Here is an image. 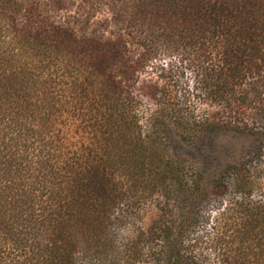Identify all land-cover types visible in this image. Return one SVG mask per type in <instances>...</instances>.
<instances>
[{"label": "trees", "instance_id": "trees-1", "mask_svg": "<svg viewBox=\"0 0 264 264\" xmlns=\"http://www.w3.org/2000/svg\"><path fill=\"white\" fill-rule=\"evenodd\" d=\"M66 2L0 0V42L20 70L0 67V264H207L184 236L208 198H232L212 228L217 263L264 264V0L71 1L109 9L97 34L48 21ZM43 85L55 91L44 100ZM66 96L97 136L87 174L37 125ZM220 133L249 153L206 180L189 152ZM163 199L170 210L151 209ZM124 212L152 218L120 249L100 233Z\"/></svg>", "mask_w": 264, "mask_h": 264}, {"label": "rangeland", "instance_id": "rangeland-1", "mask_svg": "<svg viewBox=\"0 0 264 264\" xmlns=\"http://www.w3.org/2000/svg\"><path fill=\"white\" fill-rule=\"evenodd\" d=\"M71 1L69 0V2H66V9L61 11L58 10V13L56 11L50 13L48 10L46 13L48 21L52 20L54 23H58L59 25H63L64 27H71L78 32H80L82 28H85L88 34L101 33V27L105 25V20L108 19L107 17H109V9L106 6H103L95 11L89 8L82 10L76 8L75 4L69 5ZM11 49L12 46L10 44H5L4 46L3 43L0 42V67L3 66V69L5 70L9 69L20 72L19 64H17L16 62L17 60H13L10 58V54L12 52ZM20 56L31 58L29 55L22 54ZM160 67L161 69H159V73L161 72L164 75L169 76V66L165 65L164 63V65ZM143 73L144 72L139 75V77H141L140 80L146 81V79L149 78L148 74ZM44 88L48 91L47 94L43 93ZM39 90L43 93L40 95L42 99L44 96L50 95V93L51 95L55 93L54 90H51L50 87H47L45 85L40 87ZM62 95L65 94L62 93ZM66 100L68 104L64 108H62L60 112L52 111V113H50L45 111L47 113L44 114L43 118H38L37 125L45 128H52V133L55 136H58V139H61L62 144L67 149L65 150L70 162L66 164H68L69 168L72 166L74 172L78 171V173L87 174L89 170L87 168L85 169L86 166L84 164L86 163V161H88L86 158L88 157V151L97 153V150L99 148L98 146H96L95 141V137L97 138V136L92 132L90 123L86 119V116H83V114H87V112L80 111L78 113L75 109H73V105H70V103L73 101L70 96H66ZM154 110V106H152V103H150L149 101H144V103L140 106V112L143 114L144 118L142 120V123L144 125H146V119H148L149 113ZM194 113L195 115H198L199 111L195 108ZM250 144L251 142L249 139L233 135L232 133H220L211 135L204 138V140L198 145L196 149L190 150L189 157L191 158L189 159L191 162L194 161L192 162L194 164V168H196L198 172L200 171L202 174L200 172L199 173L203 175L206 180H208L214 177L217 174V171L224 164L235 161L245 154L247 155L249 153ZM75 159L77 160L74 161ZM73 163L77 164L73 166ZM262 168L264 169L263 166ZM261 179L264 188V176H262ZM114 181L116 185L115 193L119 192L121 198L125 197L126 199V182L118 176L115 177ZM231 199L232 198H219L216 200L213 199L211 200V202L207 200L198 202L199 206L197 209L196 218L198 222L197 224H195V227L188 231L184 236L186 239H188L185 241V245L194 246L193 253L201 258L205 256L208 261L206 262L207 264H218L216 260L218 255L214 256V254H212L214 253V234L212 228L214 227V225H216L215 220L217 221V218L221 216L220 214L223 211L224 216L228 215V212L226 210L229 207V201ZM148 203L151 209L158 206L160 208H164V210H170V207L165 205L166 202L164 201V199L161 201V203L158 200L148 201ZM120 208L122 210H125L126 200H121ZM118 214H121L120 210L118 211ZM147 215L148 214L146 212L140 214V218L128 217L124 219V212L122 216L117 215V217L119 218L118 221H115L114 225L111 224L109 226V228L106 230V234L100 233V235L103 240H115L118 245L121 244L120 249H124V245H126L129 239H131L132 236L137 235L140 230V226L145 225V223H151L150 220L152 216L148 217ZM141 264L148 263L142 262Z\"/></svg>", "mask_w": 264, "mask_h": 264}]
</instances>
